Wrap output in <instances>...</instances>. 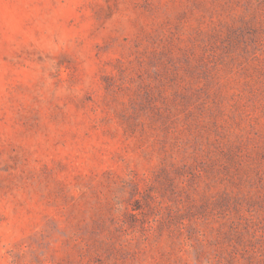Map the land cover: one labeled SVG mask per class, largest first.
Wrapping results in <instances>:
<instances>
[{"label":"rangeland","instance_id":"obj_1","mask_svg":"<svg viewBox=\"0 0 264 264\" xmlns=\"http://www.w3.org/2000/svg\"><path fill=\"white\" fill-rule=\"evenodd\" d=\"M0 264H264V0H0Z\"/></svg>","mask_w":264,"mask_h":264}]
</instances>
